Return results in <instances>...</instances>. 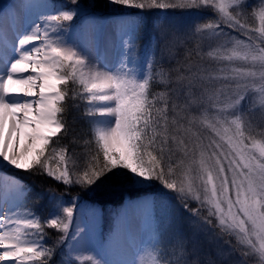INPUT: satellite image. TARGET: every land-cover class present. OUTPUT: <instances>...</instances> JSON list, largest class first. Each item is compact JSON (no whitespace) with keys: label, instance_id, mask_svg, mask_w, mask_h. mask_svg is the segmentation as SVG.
Returning a JSON list of instances; mask_svg holds the SVG:
<instances>
[{"label":"snow or ice","instance_id":"obj_1","mask_svg":"<svg viewBox=\"0 0 264 264\" xmlns=\"http://www.w3.org/2000/svg\"><path fill=\"white\" fill-rule=\"evenodd\" d=\"M106 2L139 10L116 22L111 62L67 38L79 0L21 3L16 17L27 9L34 18L0 33V262L264 264V0ZM170 9L193 19L165 15L149 30L143 17ZM70 108L83 109L90 135L83 164L60 143ZM9 169L68 191L159 185L187 213L188 231L149 225L124 258L85 255V234L70 231L79 191L65 201L50 190L41 216ZM46 228L59 233L51 246Z\"/></svg>","mask_w":264,"mask_h":264},{"label":"rangeland","instance_id":"obj_2","mask_svg":"<svg viewBox=\"0 0 264 264\" xmlns=\"http://www.w3.org/2000/svg\"><path fill=\"white\" fill-rule=\"evenodd\" d=\"M39 2L43 3L45 0H39ZM58 2L64 3L66 6H71L68 4V0H58ZM99 4H101V6ZM79 9L80 17L76 19L78 24L73 25L67 38L70 41L78 43L82 48L91 51L94 55H98L103 62L115 60L119 56L121 44L115 24L118 20L126 18L124 17V13L139 12V10L120 8V6L110 5L104 0H79ZM121 9L122 11H120ZM172 11L175 10L170 9L166 12L152 10V12L144 16L143 19L145 23L149 25L150 30L151 25L157 23L158 17H163ZM177 11L178 14H175L172 20L177 25H185L193 19V12ZM90 24L96 25L95 29L90 28ZM111 24H113L114 28L113 35L110 30L108 31V26ZM82 110L81 108V112ZM68 140V138L65 140V144L67 145H69ZM80 155L81 154H79V156ZM79 162L81 164L84 163L83 157L80 156ZM20 173L22 174V180H29V177L32 175L31 173L23 171H20ZM42 176L43 175H37L36 177L41 178ZM17 179L20 181L19 178ZM52 181L51 184L56 186L57 190L60 191L58 192L55 190V194L57 196L62 195L65 201H71L70 198H66L68 193H77L78 191L85 194V196L81 195L82 197H87L86 202L84 200L77 204L74 213L75 220L70 228V231H76L78 225L82 233L85 234L86 239L82 244L85 255L93 254L107 259L124 258L122 253L128 245L127 242H130L129 233L133 234L132 224L137 222V219H135L138 213L136 206L137 202H141L142 206L147 204L145 207L148 210L146 212H141V217L139 219V224L145 226L147 230L149 225H158L160 218L164 219L162 215L168 216L171 206L174 216L178 218L177 220L174 217L172 220L176 222L174 230L178 224H180L183 231H188L185 221L187 213H185L183 207L175 199L174 194L169 193L168 195H163L159 185H127L122 188L103 185L100 187H93L92 190L84 192V190L78 189L68 191L63 185H58L53 179ZM42 183L41 188H44L43 185L47 186L48 184L45 181ZM26 184L29 185L31 193L34 194L32 182ZM136 189L144 191L143 194L138 196V190ZM50 190L51 188L38 191L44 216L47 215L53 207V204L50 202ZM90 194H95L103 200L97 201L91 199L89 198ZM30 202L34 203V205L37 204L35 201ZM175 204H177L178 207ZM191 206L195 207V202H193ZM182 212H184V214H182ZM57 235H59L58 232ZM69 243H71V241H69ZM62 250L65 249H59V251Z\"/></svg>","mask_w":264,"mask_h":264},{"label":"trees","instance_id":"obj_3","mask_svg":"<svg viewBox=\"0 0 264 264\" xmlns=\"http://www.w3.org/2000/svg\"><path fill=\"white\" fill-rule=\"evenodd\" d=\"M104 1L106 2V0H104ZM99 5L101 6V4H99ZM68 7H72V5L68 6ZM121 7L122 6H120V8ZM120 11H122V9ZM175 14H178L177 10L166 14V16H167V18L170 21H172ZM156 90H159V89H156ZM80 114H81V109L80 110H76L74 108H70L69 112L67 113L68 123L70 125V130H69V132H68V134L66 136H63L61 138L60 143L65 144L66 143L65 140L68 138L69 139L68 140L69 141V150H72L74 148L75 152L78 153V154H81L80 156L83 157L84 153L86 152V146L83 144V140L84 139H89L90 135H85V132L87 130V125L84 123V121L79 119ZM73 118H75L74 121H73ZM73 138H77L78 142L75 143V144L71 143ZM101 160H102V157H101ZM36 176L37 175H33L32 174L31 177H29V180L32 182V188L34 189V194L31 193L30 188H29L27 193H26V197H27V200L36 199L35 202L40 204L41 198L40 197L38 199L35 198V191H42L44 189H50V188H51V190H56V191H58V190H57L56 186H53V184H51V182H53V181H52V179L50 177H47L46 175L45 176L43 175L41 178H38ZM44 181L47 182L48 184H47V186L43 185L44 188H41V185L43 184L42 182H44ZM136 190H138L137 192L141 191L139 189H136ZM58 192H60V191H58ZM84 192H86V191L84 190ZM126 194H127V192H126ZM76 195H77V193H68L66 198L72 199V197L76 196ZM81 195L85 196L84 193L79 192L77 204L79 202L84 201V200L86 202V200H87V197H82ZM89 198L97 200V201L98 200H103L102 198H99V196H97L95 194H90ZM101 204H102V201H101ZM175 205L177 206V204H175ZM182 214H184V212H182ZM162 216L164 217V219L160 218V221L158 222V226H160L159 227L160 230L164 231L166 233L174 231V228L176 226V222L172 221L175 216H174V214L172 212L171 206L169 208V215L168 216L162 215ZM158 219H159V217H158ZM176 219L178 220V218H176ZM178 227H180V224H178V226L176 228H178ZM45 231L48 233L47 237H53L54 241L56 240L57 234L55 233L54 229L46 228Z\"/></svg>","mask_w":264,"mask_h":264},{"label":"bare ground","instance_id":"obj_4","mask_svg":"<svg viewBox=\"0 0 264 264\" xmlns=\"http://www.w3.org/2000/svg\"><path fill=\"white\" fill-rule=\"evenodd\" d=\"M34 2H38V0H0V33H13L15 32V30L17 28H19L21 26V23H27L30 19L34 18L31 16V12L30 10H24L23 16L20 18H17L15 13H16V9L17 7L21 4V3H34ZM78 24L77 21L75 20L73 25ZM114 61V60H112ZM29 73H24V75H28ZM38 91V89H37ZM27 99V98H25ZM30 143V142H29ZM20 149V143H17V151H19ZM19 173V170H15V169H9L7 170L6 174L9 177H13L15 173ZM4 173H0V175H2ZM25 184L28 182H31L30 180L25 179ZM35 198H39L38 195V191H35ZM36 199H32L27 201L28 206L33 209L34 211H36L38 214H40L41 216H44V212L41 209L40 204H35L30 202V201H35ZM32 203V204H30ZM141 213V212H139ZM138 214V218H139ZM143 225L139 224L138 222H134L133 223V228L134 231L133 235L134 237L137 236L138 232L143 230L145 234H147V231L144 229V227H142ZM139 228V229H138ZM55 233L57 234V231L54 229ZM58 236V235H57ZM45 243L48 246H51L54 243V238L53 237H46L45 239ZM128 243V242H127ZM60 252L59 249H57V255L56 257H54V260H58L60 258ZM0 264H5V262H0ZM8 264H10V262H8Z\"/></svg>","mask_w":264,"mask_h":264}]
</instances>
